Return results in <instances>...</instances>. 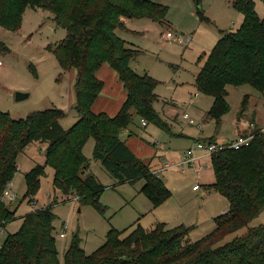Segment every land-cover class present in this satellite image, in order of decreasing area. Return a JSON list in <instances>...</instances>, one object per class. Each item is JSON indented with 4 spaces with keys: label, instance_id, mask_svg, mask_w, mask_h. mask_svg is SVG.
<instances>
[{
    "label": "trees",
    "instance_id": "1",
    "mask_svg": "<svg viewBox=\"0 0 264 264\" xmlns=\"http://www.w3.org/2000/svg\"><path fill=\"white\" fill-rule=\"evenodd\" d=\"M231 3L243 14V21L236 31L224 33L205 54L194 82L198 91L212 96L204 118L214 119L217 126L229 110L227 85L247 84L264 92V17L256 12L254 0ZM27 7L49 10L55 23L67 32L63 40L48 48L63 72L75 70L72 107L76 120L64 128L60 119L66 114L54 106L20 119L0 110V226L4 228L15 219L16 208L8 207L1 195L18 170V155L32 143L46 147L43 163L24 174L23 198L29 203L50 166L52 185L61 195L73 193L80 204L94 202L102 210L98 196L106 187L92 173L84 174L90 162L82 149L90 138L94 140L92 159L114 179L121 184L141 178L145 181L141 192L152 206L164 202L170 196L169 189L119 136L135 116L169 132L167 122L153 105L158 81L131 68L139 50L126 45L116 30L125 28L124 19L148 17L163 23L166 7L152 0H0V27L19 30ZM5 50L0 41V52ZM103 63L116 72L127 92L113 116L95 113L91 106L103 86L95 75ZM248 100V95L242 97L239 116L247 109ZM247 121L252 129L241 134L253 136L249 145L210 155L214 181L208 187L228 203V210L215 217L213 230L191 242L186 238L189 227L185 225L166 227L159 222L144 228L134 223L121 231L108 230L104 244L90 254L73 239L63 253L62 264H264V222L248 226L264 210V133L260 125H254L250 118ZM54 205L48 203L20 216L18 229L7 234L0 245V264H61L54 236ZM243 227L247 228L244 234L220 244Z\"/></svg>",
    "mask_w": 264,
    "mask_h": 264
},
{
    "label": "rangeland",
    "instance_id": "2",
    "mask_svg": "<svg viewBox=\"0 0 264 264\" xmlns=\"http://www.w3.org/2000/svg\"><path fill=\"white\" fill-rule=\"evenodd\" d=\"M158 1L166 7L163 21L165 26L151 18H142L139 27L144 31L140 34L135 33L128 37V40L138 45L143 53L136 55L130 65L136 71L146 72L157 79L156 90L161 97L170 98L169 95L174 94L175 99L180 101L182 98H187L188 101L189 96L195 91L187 85H191L194 72L206 59L205 54L209 53L216 44L220 33L223 35L239 28L243 14L233 8L231 0ZM254 3L259 17H264L263 0H254ZM135 19L139 21L138 18ZM167 30L173 33V37L182 36L185 42L164 40L162 36ZM66 35L65 29L55 23L53 14L40 7L25 8L19 30L12 31L0 27V41L6 46V50L0 52L1 111L8 112L14 119H20L29 112L42 111L54 106L61 108L67 114L60 119L64 128H69L75 123L76 112L72 107L75 102V92H73L75 70L63 72L55 55L48 48L49 44L63 40ZM226 88L229 110L223 115L224 123L216 127V136L220 141L234 134L233 120L240 119L241 122V119L251 117V115L239 116L240 102L244 95L249 97L246 108L255 110L253 112L259 111L260 114H257L259 117L264 116V92L247 84L237 87L227 85ZM16 92L27 93V96L16 100ZM211 101L212 96L203 93L198 94L191 104L169 105L175 112H179L180 109L177 129L185 128L194 133L197 128L183 119L181 113L186 111L190 118L201 121L200 116L203 115L204 119ZM155 107H158L161 115L163 106ZM214 125L209 123L204 130H214ZM148 129V131L153 130L152 135L155 137L149 143L151 145L154 142L152 145L157 150L175 144L176 138L172 137L170 132L161 130L153 123ZM143 132H138L134 136L141 137L140 134ZM93 142V138H90L84 145L82 152L86 156L92 153ZM45 147L43 144L32 143L17 157L18 170L11 179L16 196L12 202L4 199L8 207L16 208L15 219L4 227V233L0 234V245L7 234L16 231L20 226V216L48 203L55 204L53 206L54 236L61 264L63 253L73 239L77 240L86 254H90L104 244L108 230L121 231L133 222L139 223L144 228L151 227L154 222H165L172 227L184 224L189 227L187 240L197 241L215 227V217L222 214L227 205L226 199L214 189L204 190L203 181L212 177L209 166L208 169L200 170L197 177L189 166L179 169L176 164H173V168L162 169L156 173L155 175L169 189L170 196L153 207L149 198L138 191L143 182L141 178L113 186L112 175L101 166L100 162H94L92 159H89V173H92L98 182L107 185L103 193L98 196V204L102 206V210L94 202L80 204L79 197L73 193L61 195V192L52 185L53 170L50 166L46 167V174L40 178L33 202L29 203L23 198L24 174L37 163H43ZM174 153L172 156L179 158L180 152ZM196 180L202 185L199 190L193 191L192 186L197 184ZM263 222L264 210L249 222L248 226H258ZM246 230L247 228L243 227L230 233L220 244L244 234ZM59 232L64 233V236L60 237Z\"/></svg>",
    "mask_w": 264,
    "mask_h": 264
},
{
    "label": "crops",
    "instance_id": "3",
    "mask_svg": "<svg viewBox=\"0 0 264 264\" xmlns=\"http://www.w3.org/2000/svg\"><path fill=\"white\" fill-rule=\"evenodd\" d=\"M152 1L157 2V0H152ZM145 19H147V18H145ZM136 20L137 19H135V18L124 19L123 22H124L125 28L116 30V34L119 35L125 41L126 45H128L131 48L138 49L139 54H141V53H143L142 49L139 48L138 45H136L134 42H132V41L130 42L128 40V37L133 36L135 33L140 34L144 31L143 28L139 27V25L142 24V18H138L139 21H136ZM163 23H161L160 25H162L164 27L165 22H163ZM163 27L160 29L161 33L163 32ZM143 35H144V33H143ZM222 36L223 35L220 33L217 36L218 37L217 40ZM130 66L133 70H135L132 67V65H130ZM199 69H200V66L194 72L193 81H192L191 85H187V87H191V89H194V91H195V93L192 96H189L188 101H187V98H184V99L182 98L179 101V100H177V98L176 99L174 98V94L169 95L170 98H167V97L163 98V97H161V95L156 90V87L154 89L155 93L157 94V100L153 103V105H154V107L160 106V105L163 106L161 115H160V111L158 110V107L157 108L155 107V109L158 112L160 118L167 122V124L169 126V132H170V133L169 132L168 133L172 137L176 138V142L173 146H171V147L170 146H166V147L163 146V148L159 151L156 149V147H154V145H152L154 142H152L150 145L149 141H151V139L152 140L155 139L154 135H152L154 133L153 130L148 131L149 130L148 127L151 125V123L147 122V124L145 126H142L141 120L138 116H135V118H134L135 121L132 124H130L126 129H124L123 131L120 132L119 136L124 141L126 147L135 156H137L143 163L149 165L152 172L159 173L160 171H162L164 163L167 160L168 161H177L179 158L178 157L174 158L175 156H172L175 154L174 152H177V154L180 152V155H181V153L183 151H185L186 149L193 146L194 142H196L197 140L209 141L210 138H212L213 141H217V142H223L226 140V138H224V139H222V141H220L219 138L216 136L217 125L215 124L214 119H211V118L210 119H207V118L203 119L202 118L203 115L200 116V118L202 120L198 121V122L202 123V126L200 128H198L197 126L194 125L197 128L194 133H191L190 131L186 130L185 128L177 129V123H178L177 118L180 115V109H179V112H175L174 108H170L169 105H172V106L176 105L175 103H177V104L178 103L179 104L180 103L191 104L193 102V100L198 96V94L199 95L203 94L202 92L198 91L194 86L195 78L198 75ZM136 72H138V71H136ZM138 73H146V72H138ZM95 75L97 76V78L99 80L102 81L103 86L101 89V93L99 94V96L94 100V102L91 105L92 111L95 113H106L109 116H113L120 110L122 103L126 99L127 92H126V90H124L122 82L119 79V76H117L116 72L111 67H109V65L107 63H103V65H101V67L97 70ZM148 75H151V74H148ZM151 76H153V75H151ZM211 105H212V101H211ZM253 111H255V110L246 109L242 115L243 116L251 115V117H245L243 120L241 119V122H239L240 119L233 120V125L235 126V130L233 132L234 134L230 135V136H226V137L227 138L228 137L233 138L236 135H241V133H247L248 134L251 131L252 126H250L247 123V118H250L252 120V122L254 123V125H261L262 121H264V116L262 115L261 117H259L257 115V114H260L259 111H257V110H256V112H253ZM183 112H185L187 114L186 111H183ZM182 113H181V117H182ZM75 118H76V116H75ZM221 118L222 119L220 121V124L224 123L223 116ZM194 120H196V119H194ZM209 123L215 124L214 130L213 129L211 131L204 130V127L207 126ZM62 126H63V124H62ZM191 126H193V125H191ZM141 131H144L143 133L140 134L141 137L134 136L136 133L141 132ZM93 145H94V142H93ZM93 145H92V148H93ZM44 147H45V145H44ZM167 149H169V150H167ZM91 152H92V149H91ZM92 153L91 154L89 153V155H87V156L85 155V156L91 160L92 159L91 158ZM92 160L94 162H99L95 159H92ZM195 165H196L195 169L190 167L192 169L195 177H197L198 174H200V170H203L206 168L208 169V166L212 170V166L210 164V155H204L202 153H199V157L196 159ZM89 170H90V168H89ZM89 170L86 171L84 174L88 173ZM207 179L208 180L203 181V186H204L205 191H210L213 188L208 187V185L212 184V182L214 180L213 179V172H212V177L207 178ZM142 181L143 182H142V184L138 190L139 192H141V188L145 183V181L143 179H142ZM197 182L199 183V187L196 190L193 189V191H197L201 188L202 184L200 183L199 180H196V183ZM113 184H114L113 186L122 185V183L120 184L114 178H113ZM192 188H193V186H192ZM126 202H127V200L125 201V203ZM227 208H228V203H227V205H226V207L222 213L226 212L228 210ZM134 223H137V222H133L132 224H134ZM156 223H159V222H154V224H156ZM162 223H164L166 225V227H172L170 225H167L165 222H162ZM153 225L151 227H153ZM148 228H150V227H148ZM213 228H211V230H213Z\"/></svg>",
    "mask_w": 264,
    "mask_h": 264
},
{
    "label": "built area",
    "instance_id": "4",
    "mask_svg": "<svg viewBox=\"0 0 264 264\" xmlns=\"http://www.w3.org/2000/svg\"><path fill=\"white\" fill-rule=\"evenodd\" d=\"M162 38L164 40H169L173 39L175 41H180V42H185L183 37L178 35L173 37V33L170 30H167L166 32L163 33ZM1 64V62H0ZM182 118L186 119L191 125L198 126L199 128L202 126L201 122H198L192 118H190L185 112L182 113ZM142 126H145L147 124L146 120L140 119ZM248 123V121H247ZM252 125V123H249ZM260 131L264 133V122L263 124L260 125ZM253 136L252 135H237L233 138H228L223 142H217V141H202V140H197L194 142L193 146L190 148L186 149L183 151L177 160V162H172V161H166L164 163V166L162 169L166 168H173V164H176L179 166V169H182L185 166L192 167L195 169V162L196 159L199 157V153H202L204 155H211V153L218 152L221 150H224L226 148H233L235 150L241 149L243 146H247L250 144V141L252 140ZM156 174L157 172H153ZM199 187V183L195 184L193 186V189L196 190ZM16 196L15 191L12 188V181H9L1 195V198L4 200H12ZM4 233V228L0 226V234ZM59 236L62 237L64 236V233L59 232Z\"/></svg>",
    "mask_w": 264,
    "mask_h": 264
},
{
    "label": "water",
    "instance_id": "5",
    "mask_svg": "<svg viewBox=\"0 0 264 264\" xmlns=\"http://www.w3.org/2000/svg\"><path fill=\"white\" fill-rule=\"evenodd\" d=\"M26 96H27V93H24V92H16V94H15L16 100L23 99Z\"/></svg>",
    "mask_w": 264,
    "mask_h": 264
}]
</instances>
